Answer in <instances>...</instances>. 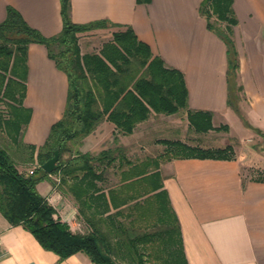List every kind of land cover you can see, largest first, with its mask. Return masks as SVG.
Returning <instances> with one entry per match:
<instances>
[{"label": "crops", "instance_id": "1", "mask_svg": "<svg viewBox=\"0 0 264 264\" xmlns=\"http://www.w3.org/2000/svg\"><path fill=\"white\" fill-rule=\"evenodd\" d=\"M202 1L72 0L71 16L75 23L109 20L121 25L80 33L82 54L99 53L113 39L114 31L131 26L139 39L150 45L154 56L164 60L166 67L183 73L189 95L187 109L171 115L152 111L129 135L119 133L116 125L105 119L89 136L71 142L69 150L74 154L97 155L111 149L118 159L124 157L138 163L144 156L157 157L165 152L167 146L159 141L171 140L165 137L182 129L198 139L188 120L189 110L212 112L215 127L229 126V131L217 133V137L221 133L227 137L225 143L201 145L186 137L174 140L203 149L231 145L235 158H174L162 162L160 168L164 188L179 219L188 263L264 264V180L244 174L243 165L254 152H246L236 142L254 136L264 139V0H234L238 23L233 26L232 39L240 63L236 85L242 88L237 99L239 113L229 103L228 47L217 31L208 28L200 12ZM9 7L18 10L44 36L62 31L60 0H0V23L6 19ZM68 87L66 73L50 58L47 47L31 43L24 106L32 114L24 134L25 143L40 147L46 142L52 126L63 117ZM234 125H240L243 130L241 137L234 134ZM151 141L155 143L150 144ZM70 151L64 155L70 156ZM118 159L112 166L103 165L99 169L106 168L108 173L112 169L117 171L114 167L118 165L120 172L127 170L128 164L123 160L124 165L120 167ZM21 169L28 171V168ZM98 184L107 193L112 187L107 179ZM38 188L56 208L57 216L73 231L93 230L72 194L50 181L40 183ZM110 206L111 210L103 216H94L87 204L83 210L93 220L107 219L115 212ZM119 219L123 217L105 220L102 229L109 232L113 221ZM0 264L95 263L83 252L62 261L57 254L44 249L30 231L11 225L0 212Z\"/></svg>", "mask_w": 264, "mask_h": 264}, {"label": "trees", "instance_id": "2", "mask_svg": "<svg viewBox=\"0 0 264 264\" xmlns=\"http://www.w3.org/2000/svg\"><path fill=\"white\" fill-rule=\"evenodd\" d=\"M60 1L63 28L57 35L44 36L13 7L8 8L6 19L0 23V102L7 107V114H0V212L11 225L30 231L44 249L54 252L62 261L83 252L95 264H124L117 258L122 251L130 258L125 264H189L179 219L164 188L161 163L190 157L233 159L234 148L228 145L203 149L179 140H161L167 146L165 152L138 163L124 157L118 159L111 149L97 155L72 153L70 143L89 136L105 119L114 123L119 133L129 135L152 111L171 115L187 109L189 94L183 73L166 67L131 26L114 31L113 39L99 53L82 54L80 33L121 25L109 20L75 23L71 16L72 0ZM233 5L234 0H203L200 12L208 28L217 31L227 44L229 103L239 113L237 99L242 88L236 85L240 63L232 39L233 26L238 23ZM214 16L227 23V31L215 27ZM31 43L47 47L50 58L66 73L69 82L63 117L52 126L40 147L24 142L32 114L24 106ZM188 120L199 133L229 131L228 125L214 126L210 111L189 110ZM58 149L57 170L48 174L42 165ZM68 151L70 156L63 159ZM117 159L120 167L124 160L129 168L121 172L120 183L107 193L98 184L107 179V169L99 168L112 166ZM52 175H58L59 181ZM44 180L76 198L80 212L93 227L91 232H75L57 216L56 208L38 190V184ZM84 204L89 205L94 216L105 215L111 210L110 204L115 212L107 219L93 220L85 214ZM118 217L123 220L113 221L112 230L102 229L105 220Z\"/></svg>", "mask_w": 264, "mask_h": 264}, {"label": "rangeland", "instance_id": "3", "mask_svg": "<svg viewBox=\"0 0 264 264\" xmlns=\"http://www.w3.org/2000/svg\"><path fill=\"white\" fill-rule=\"evenodd\" d=\"M212 22L217 29L227 31V27H226L227 23L218 20L216 16L212 18ZM0 114H7V107L5 103L3 102H0ZM217 124L219 125V123ZM233 130H234L235 135H238L239 137L243 135V130L241 129L240 125H234ZM193 132H194V135L198 137V139H194L191 136V134H188V131L185 129H182L179 132H176L175 135L166 136L165 139L174 140L175 137H178L177 139H185L184 137H186L187 139H190V140L194 139V141L198 143H202L201 145H213L211 143H215V141L218 142L217 145H222V143H225L224 142L225 138L227 139V137L222 136L223 133H221V135L217 137L218 136L217 133L221 131L215 130V131L206 132V133H199L193 130ZM236 142L237 144L242 145V147H244V150L246 152H254L253 156H248L249 158L245 161L243 165L244 174L247 177H252L254 179H260V178L264 179V139H261L259 136H254V138L248 137V138L243 139V141L237 140ZM153 143L155 142L154 141L150 142V144H153ZM146 158L147 157L144 156L142 159L145 160ZM63 159H67V157L63 155ZM138 159H141V158H138ZM134 162H136L135 158H134ZM114 168H116L117 171L115 169L108 171L107 177H106L107 181H109L111 186H117L121 181V172L119 171L118 165H116ZM58 175H53L54 176L53 178L57 179L59 177ZM43 182H49V181L44 180V181H41L40 183H43ZM143 227L146 228L147 227L146 224H143ZM117 258L120 263H124V262L127 263L130 260L129 256H127V254L125 255V253L122 251L121 253H118Z\"/></svg>", "mask_w": 264, "mask_h": 264}, {"label": "water", "instance_id": "4", "mask_svg": "<svg viewBox=\"0 0 264 264\" xmlns=\"http://www.w3.org/2000/svg\"><path fill=\"white\" fill-rule=\"evenodd\" d=\"M59 159H60V151L58 149L55 151L54 156L42 165V169L46 173L52 174L53 172L57 170Z\"/></svg>", "mask_w": 264, "mask_h": 264}, {"label": "built area", "instance_id": "5", "mask_svg": "<svg viewBox=\"0 0 264 264\" xmlns=\"http://www.w3.org/2000/svg\"><path fill=\"white\" fill-rule=\"evenodd\" d=\"M33 169H35V166L33 167ZM34 171L33 170H30V173H33ZM57 180L59 181V179L57 178Z\"/></svg>", "mask_w": 264, "mask_h": 264}]
</instances>
